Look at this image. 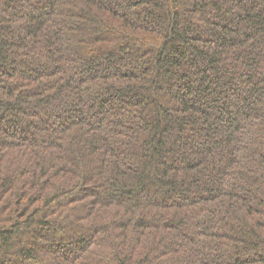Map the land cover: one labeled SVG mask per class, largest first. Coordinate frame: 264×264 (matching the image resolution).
I'll return each mask as SVG.
<instances>
[{
	"label": "trees",
	"instance_id": "16d2710c",
	"mask_svg": "<svg viewBox=\"0 0 264 264\" xmlns=\"http://www.w3.org/2000/svg\"><path fill=\"white\" fill-rule=\"evenodd\" d=\"M0 264H264V0H0Z\"/></svg>",
	"mask_w": 264,
	"mask_h": 264
}]
</instances>
